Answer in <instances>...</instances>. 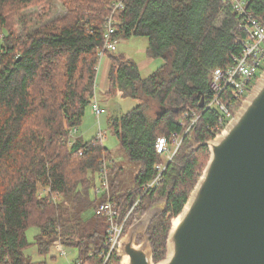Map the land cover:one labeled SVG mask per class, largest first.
Segmentation results:
<instances>
[{
	"label": "trees",
	"instance_id": "obj_1",
	"mask_svg": "<svg viewBox=\"0 0 264 264\" xmlns=\"http://www.w3.org/2000/svg\"><path fill=\"white\" fill-rule=\"evenodd\" d=\"M40 1L0 0V30H7L0 38V264H48L25 253L31 226L38 229L34 244L39 254H48L60 239L78 250L80 264H103L107 227L102 232L91 226L84 213L92 208L96 215L91 193L104 160L122 215L137 202L124 233L134 214L164 203L147 230L157 262L166 255L172 218L210 156L207 145L193 148L190 135L204 143L219 132V111L203 112L200 103L212 94L213 71L231 65L242 49L239 18L225 0H62L65 15L19 38L10 27L11 13L15 18ZM119 1L123 7L113 12ZM247 8L264 22V0H247ZM109 16L116 23L114 39L147 37V55L162 61L143 77L137 62L105 50L111 61L107 93L139 100L107 119L127 158L139 164L134 186L125 193H118L124 168L104 142L96 135L72 146L66 141L69 129L82 123L91 106ZM193 112L201 115L162 180L143 194L161 160L157 138L182 134ZM39 181L59 192L58 199L39 197Z\"/></svg>",
	"mask_w": 264,
	"mask_h": 264
},
{
	"label": "water",
	"instance_id": "obj_2",
	"mask_svg": "<svg viewBox=\"0 0 264 264\" xmlns=\"http://www.w3.org/2000/svg\"><path fill=\"white\" fill-rule=\"evenodd\" d=\"M190 139L210 156L172 221L165 257L154 261L147 234L160 203L134 215L120 264H264V70L222 132L204 143L193 132Z\"/></svg>",
	"mask_w": 264,
	"mask_h": 264
},
{
	"label": "built area",
	"instance_id": "obj_3",
	"mask_svg": "<svg viewBox=\"0 0 264 264\" xmlns=\"http://www.w3.org/2000/svg\"><path fill=\"white\" fill-rule=\"evenodd\" d=\"M239 18L240 33L237 41L241 43L240 53L233 56L234 62L226 68L217 67L212 74V94L204 99L203 112L207 109L219 111L218 130L222 131L232 121L237 107L242 105L253 89L255 82L264 70V22L257 19L247 8V0H225ZM123 7V2L115 3L113 12ZM116 31V23L112 16L106 21V32L103 49L99 50V57L106 54L105 50H116L119 39L113 38ZM98 70V66H97ZM91 108L98 119L99 130L96 136L104 142L105 131L100 128L99 117L107 112V109L100 102L97 94L94 95ZM188 112L184 116H188ZM200 114L193 112V118L182 134L172 133L169 137L159 136L156 140V151L160 154L161 160L155 165L156 175L149 182L143 185V194L160 183L164 170L177 153L183 139L188 135L200 117ZM181 123L186 124L182 121ZM78 126L72 127L66 137L67 144L72 146L78 137ZM96 198L95 213L103 216L107 221V235L105 236V250L101 252L103 264H120L119 245L127 220L132 215L136 203L124 214L121 212V204L115 201L111 195L109 169L106 160L99 174L98 181L92 188V194ZM57 200L59 192H52L50 185L38 189L39 197L48 195ZM59 254L66 255L65 246L60 239L54 242ZM77 260V261H76ZM74 263L80 264L76 259Z\"/></svg>",
	"mask_w": 264,
	"mask_h": 264
},
{
	"label": "rangeland",
	"instance_id": "obj_4",
	"mask_svg": "<svg viewBox=\"0 0 264 264\" xmlns=\"http://www.w3.org/2000/svg\"><path fill=\"white\" fill-rule=\"evenodd\" d=\"M110 4L108 5V7L110 6ZM67 12L68 9L62 3V0H43L38 3L28 5V7L22 9L21 15H17L15 16V18L13 16L14 13H11L12 20L10 22V27L14 29L15 33H17L19 38L23 39L26 36L27 31L31 32L34 29L38 28L39 26L47 24L50 21L54 20L55 18L65 15ZM26 20L28 21V23L24 24V21ZM25 25L28 27V30L25 29L24 27ZM5 33H7V30L1 29L0 38ZM147 47H148L147 37L144 36H131L128 38L121 37L118 41L117 49L113 50L112 52L122 55L126 59H132L135 62H137L140 67L141 75L143 77H146L155 69H157L162 62L160 59L150 58L146 53ZM107 56L108 55L106 51V54L101 58L99 62L98 72L94 83L93 97L95 94H97L100 102L107 109V112L103 113L99 117L100 128L103 129L106 134V138L104 139L105 146L111 151L116 162L124 168V175L121 179L118 193H125L130 189H132L134 186L135 177L139 170V164L137 162L130 161L127 158L118 137L114 135L109 129L107 119L110 115L119 116L125 113L129 109L136 106L139 103V100L137 98H132V97H122L120 94H117L114 97L110 96L107 93L109 88V83L107 90L102 91L104 87L101 84V76L103 73V67L107 59ZM240 107L241 105L236 108L235 113ZM78 128L79 131L76 141L79 138L88 140L92 138L94 135H96V133H98L99 130L98 119L96 115H94L90 105L87 107L85 116L83 117L82 123L79 124ZM222 131L219 130L217 134H219ZM206 164L207 163H205V165L201 169V172H199L198 179L202 176ZM38 184H39L38 185L39 188H45L49 186V184L43 181L42 182L39 181ZM84 214L85 216H88L89 224L91 226L93 225L97 226V228L102 232L106 231L107 221L103 216L97 214L95 215L94 210L92 208H90ZM173 219L174 217L172 218V221ZM37 232L38 229L35 226L29 227L26 231L27 238L31 244L25 249V253L31 256L32 261L35 262V261L45 260L48 264H74L75 260L79 256V252L76 248L67 246L66 244H64L66 255L59 254L54 244L52 245L51 250L48 254L46 255L39 254L37 247L34 244V240ZM139 236L141 237V235ZM137 241H141V239L137 238Z\"/></svg>",
	"mask_w": 264,
	"mask_h": 264
},
{
	"label": "crops",
	"instance_id": "obj_5",
	"mask_svg": "<svg viewBox=\"0 0 264 264\" xmlns=\"http://www.w3.org/2000/svg\"><path fill=\"white\" fill-rule=\"evenodd\" d=\"M110 64H111V61H110L109 57L107 56V59L104 63V67H103V73L101 76V84L104 87V89L102 91H106L107 87H108V83H109L108 73H109Z\"/></svg>",
	"mask_w": 264,
	"mask_h": 264
}]
</instances>
